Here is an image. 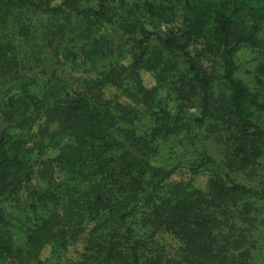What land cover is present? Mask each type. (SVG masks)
<instances>
[{
    "label": "trees",
    "instance_id": "16d2710c",
    "mask_svg": "<svg viewBox=\"0 0 264 264\" xmlns=\"http://www.w3.org/2000/svg\"><path fill=\"white\" fill-rule=\"evenodd\" d=\"M0 264H264V0H0Z\"/></svg>",
    "mask_w": 264,
    "mask_h": 264
},
{
    "label": "rangeland",
    "instance_id": "374dc122",
    "mask_svg": "<svg viewBox=\"0 0 264 264\" xmlns=\"http://www.w3.org/2000/svg\"><path fill=\"white\" fill-rule=\"evenodd\" d=\"M237 59H238V64H240V63L242 64V63H244L245 60H249V57H248V55H247L246 52L241 51ZM142 80H143L145 86H147L148 88H151V87L154 86V79L152 78V76L150 74L143 72L142 73ZM184 175L185 174H183V173H177L172 179H173V181H179L182 178H185L186 177ZM205 181H206V178H201L198 181V184L200 186H204ZM158 241L161 244L165 245V246H171V244H172L171 239L167 235H165V234L160 235L158 237ZM84 248H85V245L82 244V243H80L79 245H77L76 247H74V248H72L70 250V253L68 254L67 257L68 258L69 257L70 258H76V257H78L79 255H81V253H83ZM48 255H49L48 250H45L44 253H43V259H45L46 257H48Z\"/></svg>",
    "mask_w": 264,
    "mask_h": 264
}]
</instances>
